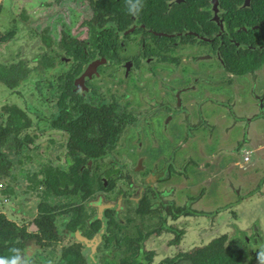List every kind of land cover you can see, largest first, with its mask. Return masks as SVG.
Here are the masks:
<instances>
[{"label": "flooded vegetation", "instance_id": "obj_1", "mask_svg": "<svg viewBox=\"0 0 264 264\" xmlns=\"http://www.w3.org/2000/svg\"><path fill=\"white\" fill-rule=\"evenodd\" d=\"M128 7L0 0V258L194 264L207 248L264 264V0ZM240 122L241 161L222 143Z\"/></svg>", "mask_w": 264, "mask_h": 264}, {"label": "rangeland", "instance_id": "obj_2", "mask_svg": "<svg viewBox=\"0 0 264 264\" xmlns=\"http://www.w3.org/2000/svg\"><path fill=\"white\" fill-rule=\"evenodd\" d=\"M244 81H245V86H242V85L240 86L239 101L240 100H242V101L239 102V114L241 116H243V115L252 116V115H255L256 113H258V110H260V107L257 106L258 108H256V103H255L254 97L252 95V90L250 91V86H252V82L249 80L248 77H245ZM263 90L264 89H258V90H256L255 93L256 94H260V91H263ZM225 115H226V119L220 123V125L217 127L218 129L222 128L224 124L229 125L230 123L234 122L233 119L230 117V115L228 113H225ZM257 125H260V127L256 129L257 132H260L261 130L264 132V121L260 120V122H257ZM243 127H244L243 126V122H240L239 123V127H238L239 130H238V128H233L231 131L228 132V134L226 135L225 140L222 138V140H223L222 143H223L224 147H226V149H228V147L232 148L237 141H239V146H243V147L240 148L239 153H238V158L237 159H239V161H241L242 158H243V150H245V149L251 150L252 149L248 145H245V144L241 145L243 143L242 139L244 138V135L242 136ZM251 128H253V127H251ZM254 134H255V132H254ZM157 155L158 154H153V156H157ZM151 156L152 155H149V159L151 158ZM249 157H250V160L254 161L255 158H256V155L253 154V155H250ZM232 159L233 158H231V157H227V160H232ZM248 174L249 175H253L252 172H251V174L250 173H248ZM202 176L200 178L201 180L204 179V176L203 177ZM204 185H205L204 183H202L201 185L200 184H198V185L195 184V186L193 187V189L190 192H192L193 194H198V192L201 190V188L204 187ZM212 185L214 186V184H212ZM234 196H233V198L236 197V196L235 197ZM199 207H201V206H199ZM258 210L260 212L258 215H261V218L264 219V207L262 205H260V209L258 208L257 211ZM184 224H185V229L187 228V231L191 232V223H189V220H185ZM185 229H184V233L186 234V230ZM263 232H264V227H263ZM195 234H196V232H195ZM153 239H155V238L152 237L150 240H153ZM198 239H199L198 240L199 242L197 244H195V245L201 244L204 241L203 238H201V236H199ZM153 243H155V240H153ZM191 245L190 246H185V243H183V247H184L183 249L186 251V247H187V252H189V251H192L193 249H195L197 247V246L196 247H192ZM149 247L147 246L146 249H149ZM154 247L157 248V249H160L162 246L157 245V246H154ZM163 254L164 255L168 254V251L166 250V252H163ZM168 256H169V254H168Z\"/></svg>", "mask_w": 264, "mask_h": 264}, {"label": "trees", "instance_id": "obj_3", "mask_svg": "<svg viewBox=\"0 0 264 264\" xmlns=\"http://www.w3.org/2000/svg\"><path fill=\"white\" fill-rule=\"evenodd\" d=\"M221 251L219 249H204L200 250L196 254V258L194 259V264H231L235 263V259L231 253L228 255V251L219 257ZM228 255V257H226Z\"/></svg>", "mask_w": 264, "mask_h": 264}, {"label": "clouds", "instance_id": "obj_4", "mask_svg": "<svg viewBox=\"0 0 264 264\" xmlns=\"http://www.w3.org/2000/svg\"><path fill=\"white\" fill-rule=\"evenodd\" d=\"M128 4L129 14L133 16H138L144 7V0H126ZM15 255L10 259L0 258V264H31V261L28 258H21V253L19 249L14 250ZM259 257H264V251L259 253Z\"/></svg>", "mask_w": 264, "mask_h": 264}]
</instances>
